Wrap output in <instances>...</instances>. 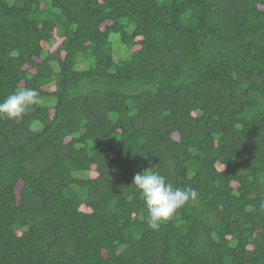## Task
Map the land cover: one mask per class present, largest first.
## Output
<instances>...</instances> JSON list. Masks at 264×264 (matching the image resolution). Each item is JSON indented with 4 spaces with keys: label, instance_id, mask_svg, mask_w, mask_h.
Segmentation results:
<instances>
[{
    "label": "trees",
    "instance_id": "obj_1",
    "mask_svg": "<svg viewBox=\"0 0 264 264\" xmlns=\"http://www.w3.org/2000/svg\"><path fill=\"white\" fill-rule=\"evenodd\" d=\"M24 88L0 264H264V0H0V101ZM149 167L198 191L158 230Z\"/></svg>",
    "mask_w": 264,
    "mask_h": 264
},
{
    "label": "clouds",
    "instance_id": "obj_2",
    "mask_svg": "<svg viewBox=\"0 0 264 264\" xmlns=\"http://www.w3.org/2000/svg\"><path fill=\"white\" fill-rule=\"evenodd\" d=\"M38 103L39 93L34 88L14 91L0 101V119L19 122ZM131 186L142 197L147 212L146 222L153 230H158L186 203L198 199L195 188L174 187L150 167L135 174Z\"/></svg>",
    "mask_w": 264,
    "mask_h": 264
},
{
    "label": "rangeland",
    "instance_id": "obj_3",
    "mask_svg": "<svg viewBox=\"0 0 264 264\" xmlns=\"http://www.w3.org/2000/svg\"><path fill=\"white\" fill-rule=\"evenodd\" d=\"M111 47L119 59H126L129 56L128 49L124 44L121 43L118 34L110 35ZM38 129V128H37Z\"/></svg>",
    "mask_w": 264,
    "mask_h": 264
}]
</instances>
